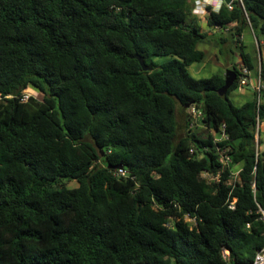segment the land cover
<instances>
[{
	"label": "trees",
	"instance_id": "obj_1",
	"mask_svg": "<svg viewBox=\"0 0 264 264\" xmlns=\"http://www.w3.org/2000/svg\"><path fill=\"white\" fill-rule=\"evenodd\" d=\"M192 8L0 0V264H225L223 250L246 264L263 247L264 101L229 94L255 66L239 37L249 25L264 39V0L206 7L209 26L232 25L242 59L223 96V74L188 70L205 58ZM26 88L40 98L21 101ZM177 104L218 138L187 129L175 143Z\"/></svg>",
	"mask_w": 264,
	"mask_h": 264
},
{
	"label": "rangeland",
	"instance_id": "obj_2",
	"mask_svg": "<svg viewBox=\"0 0 264 264\" xmlns=\"http://www.w3.org/2000/svg\"><path fill=\"white\" fill-rule=\"evenodd\" d=\"M186 20L197 24L201 28V31L205 34L204 41L197 45L199 49L204 51L205 58L202 62H194L188 66V70L192 76L196 78L209 77L214 73L224 75L226 70L233 69V64L237 67L242 65L239 49L234 41V38L231 36V24H229L226 28H216V30L213 31L211 26L207 24V14L192 13L188 15ZM220 38L224 39V42ZM239 38L245 46V52L250 55L255 66L252 70H249L246 84H240L237 90H234L229 94L230 100L237 106H240L245 101L252 98L254 93L257 91L256 87L258 86L259 79H261L259 74L260 65H264V39L260 38V40L257 41L256 36L249 25L243 29L241 37ZM261 83L264 85L263 80ZM23 93L27 96L40 98V95L31 88H26ZM256 96L258 98V94ZM259 100L264 101V89L260 93ZM191 110L192 107H190L189 110H184L181 105H176L178 126L176 130L175 143L186 134L187 129L195 131L200 137L204 138L207 137L210 132L215 135V138L217 139L219 135L215 134L213 131H209L201 122V117L191 113ZM197 112L200 113L199 110H197ZM255 148L256 150L264 148V122H259L256 125ZM202 175L203 177H208V174L205 172H203ZM237 175L238 172L235 170L234 177H237ZM64 181L66 186L69 188L77 186L75 179ZM191 223L193 224L194 221L192 220Z\"/></svg>",
	"mask_w": 264,
	"mask_h": 264
},
{
	"label": "built area",
	"instance_id": "obj_3",
	"mask_svg": "<svg viewBox=\"0 0 264 264\" xmlns=\"http://www.w3.org/2000/svg\"><path fill=\"white\" fill-rule=\"evenodd\" d=\"M227 6H228V8H231V3H229V4H226ZM207 6H210V4H204L203 3V0H201V4H200V7L203 9V13H201V14H205V13H207L208 11H207ZM197 8V3H196V0H193V8H192V13H194V14H197L194 10ZM211 8L213 9V6L211 5ZM249 73V70L246 68V67H241V69H240V74H239V83L240 84H246V81H247V74ZM261 79H259V81H258V86L256 87V89H257V91H256V93L258 94V98H257V100H258V102H260V100H259V96H260V93H261V91L264 89V85L261 83ZM28 98V96L27 95H25L24 93H23V95L21 96V98H20V100L21 101H25L26 99ZM191 113H194V114H196L197 116H200L201 117V112L200 113H198L197 112V110L194 108V107H192V110H191ZM219 159H220V161H221V163L223 164V165H227L229 162H230V159H229V157H228V155L225 153V151H221L220 153H219ZM116 174H118V175H124L125 174V171H123L121 168H119L117 171H116ZM230 207L231 208H233L234 206H233V203H231L230 204ZM260 212H261V219H262V221H263V223H264V211L263 210H260ZM185 219L188 221V222H190L191 223V221L193 220L194 221V223L193 224H195V218L194 217H190L189 215H186L185 216ZM222 255H223V259H224V261H225V264H233V263H231L229 260H228V251L227 250H223L222 251ZM246 264H264V245H263V247L262 248H260V249H258L256 252H255V254H254V256H253V258H252V260L251 261H249L248 263H246Z\"/></svg>",
	"mask_w": 264,
	"mask_h": 264
},
{
	"label": "water",
	"instance_id": "obj_4",
	"mask_svg": "<svg viewBox=\"0 0 264 264\" xmlns=\"http://www.w3.org/2000/svg\"><path fill=\"white\" fill-rule=\"evenodd\" d=\"M232 0H224L225 4H229L231 3ZM141 67L144 70H147L148 67L144 65L142 60H139ZM237 75L235 73V71L233 69H228L226 70V72L224 73V84L217 90V93L220 96H223L224 94H226L227 90L231 87V85L234 83V81L236 80ZM117 168H121V165L116 166Z\"/></svg>",
	"mask_w": 264,
	"mask_h": 264
},
{
	"label": "clouds",
	"instance_id": "obj_5",
	"mask_svg": "<svg viewBox=\"0 0 264 264\" xmlns=\"http://www.w3.org/2000/svg\"><path fill=\"white\" fill-rule=\"evenodd\" d=\"M197 8L194 10L197 14L203 13V9L200 7L201 0H196ZM204 4H210L213 6V11L219 13L224 0H203Z\"/></svg>",
	"mask_w": 264,
	"mask_h": 264
},
{
	"label": "crops",
	"instance_id": "obj_6",
	"mask_svg": "<svg viewBox=\"0 0 264 264\" xmlns=\"http://www.w3.org/2000/svg\"><path fill=\"white\" fill-rule=\"evenodd\" d=\"M207 14V13H205ZM212 30L215 31L217 27L211 26Z\"/></svg>",
	"mask_w": 264,
	"mask_h": 264
}]
</instances>
